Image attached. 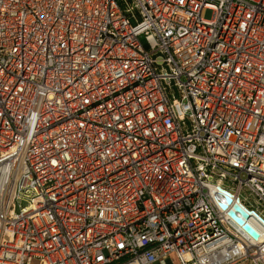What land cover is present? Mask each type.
Wrapping results in <instances>:
<instances>
[{"label":"built area","instance_id":"built-area-1","mask_svg":"<svg viewBox=\"0 0 264 264\" xmlns=\"http://www.w3.org/2000/svg\"><path fill=\"white\" fill-rule=\"evenodd\" d=\"M0 264H264V0H0Z\"/></svg>","mask_w":264,"mask_h":264},{"label":"water","instance_id":"water-1","mask_svg":"<svg viewBox=\"0 0 264 264\" xmlns=\"http://www.w3.org/2000/svg\"><path fill=\"white\" fill-rule=\"evenodd\" d=\"M226 203H222L221 207L222 209H226L227 205L232 202V197L228 193L225 195ZM236 213H239L241 217H238ZM228 215L230 218H232L236 224L242 227L244 231H246L248 234H250L253 238H257V232L251 228V226L247 223H245V220H247L251 216V212L246 211L239 203L235 202L232 205V208L228 211Z\"/></svg>","mask_w":264,"mask_h":264},{"label":"rangeland","instance_id":"rangeland-1","mask_svg":"<svg viewBox=\"0 0 264 264\" xmlns=\"http://www.w3.org/2000/svg\"><path fill=\"white\" fill-rule=\"evenodd\" d=\"M204 16H205V19L206 18L209 19L211 16V12L209 10L205 11Z\"/></svg>","mask_w":264,"mask_h":264}]
</instances>
